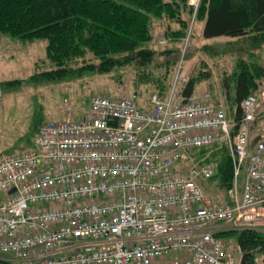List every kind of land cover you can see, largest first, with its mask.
<instances>
[{
	"label": "built area",
	"instance_id": "1",
	"mask_svg": "<svg viewBox=\"0 0 264 264\" xmlns=\"http://www.w3.org/2000/svg\"><path fill=\"white\" fill-rule=\"evenodd\" d=\"M181 89L151 111L93 96L1 156L0 264H237L222 233L264 229V86L230 122L210 91L183 102ZM215 145L234 179L213 194L215 169L192 151Z\"/></svg>",
	"mask_w": 264,
	"mask_h": 264
},
{
	"label": "trees",
	"instance_id": "2",
	"mask_svg": "<svg viewBox=\"0 0 264 264\" xmlns=\"http://www.w3.org/2000/svg\"><path fill=\"white\" fill-rule=\"evenodd\" d=\"M191 17L204 21L205 39L248 36L264 45V0H201L196 13L188 0H0V36L8 33L25 41L47 39V55L56 65L43 74L48 79L74 73L76 68L71 64L78 59L83 60L79 70L108 72L115 67L135 66L139 71L135 82L151 86L152 95L157 93L167 100L172 94L165 97L163 80L167 74H162L164 79L156 78L146 68L159 55L171 56L172 49L159 51L148 43L153 33L160 36L159 40L165 37L162 44L186 38ZM88 56L93 60L87 61ZM236 66L231 75L223 76L224 93L229 97L231 91L234 93L235 121L243 117L242 101L250 94H259L264 86V65L242 59ZM200 75L190 77L182 86L183 102L193 98ZM210 148L192 154L216 165L213 179L220 188L229 189L234 179L231 155L225 147L209 153ZM222 235L238 236L241 264H257V255L264 251L262 230Z\"/></svg>",
	"mask_w": 264,
	"mask_h": 264
},
{
	"label": "rangeland",
	"instance_id": "3",
	"mask_svg": "<svg viewBox=\"0 0 264 264\" xmlns=\"http://www.w3.org/2000/svg\"><path fill=\"white\" fill-rule=\"evenodd\" d=\"M190 21L186 38L172 39L162 44L160 41L165 37L159 40L160 36L153 33L148 45L159 51L172 49V57L165 54L157 56L147 66L146 72L150 70L151 73H148L156 78L164 79L167 76L163 80L166 85L165 97L172 93L174 86L176 89L182 88L185 78L201 74L193 98L210 91L216 100L224 104L230 122L233 120L234 93L231 91L230 97L224 93L223 76L231 75L242 59L264 65V45L248 36L205 39L204 21L194 17ZM47 45V39L25 41L8 33L0 36V157L27 149L33 144L39 125L66 118L70 109L72 119L76 120L89 109L91 99L96 95L133 97L141 109L153 110L151 95L154 88L135 82L139 74L135 66L115 67L108 72L79 70L83 60L78 59L71 64L76 68L74 73L61 79L44 77L45 72L56 68L47 55ZM86 59L92 61L93 57ZM223 147L229 152L227 146L215 145L209 153ZM209 164L216 171V165ZM217 183L216 178L208 182V191L215 194L218 190H228L220 188ZM226 238L239 264L238 236L229 235ZM256 263L264 264V251L257 255Z\"/></svg>",
	"mask_w": 264,
	"mask_h": 264
},
{
	"label": "crops",
	"instance_id": "4",
	"mask_svg": "<svg viewBox=\"0 0 264 264\" xmlns=\"http://www.w3.org/2000/svg\"><path fill=\"white\" fill-rule=\"evenodd\" d=\"M262 114L260 115L261 118H264V110H262ZM259 134V129L256 127L254 129V133H253V143L257 140V135Z\"/></svg>",
	"mask_w": 264,
	"mask_h": 264
},
{
	"label": "water",
	"instance_id": "5",
	"mask_svg": "<svg viewBox=\"0 0 264 264\" xmlns=\"http://www.w3.org/2000/svg\"><path fill=\"white\" fill-rule=\"evenodd\" d=\"M0 94H1V85H0Z\"/></svg>",
	"mask_w": 264,
	"mask_h": 264
}]
</instances>
